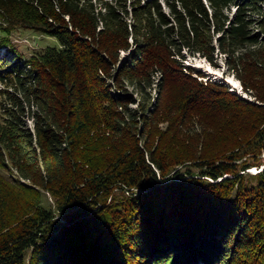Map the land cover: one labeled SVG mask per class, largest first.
I'll use <instances>...</instances> for the list:
<instances>
[{"label": "trees", "instance_id": "1", "mask_svg": "<svg viewBox=\"0 0 264 264\" xmlns=\"http://www.w3.org/2000/svg\"><path fill=\"white\" fill-rule=\"evenodd\" d=\"M0 30V264H264V0H0Z\"/></svg>", "mask_w": 264, "mask_h": 264}, {"label": "rangeland", "instance_id": "2", "mask_svg": "<svg viewBox=\"0 0 264 264\" xmlns=\"http://www.w3.org/2000/svg\"><path fill=\"white\" fill-rule=\"evenodd\" d=\"M235 6H232V11L235 10ZM165 9H167V7L165 6ZM1 38L2 37V32L0 30V59H4V58H12L13 56H15V52L13 51V48L10 49L7 45H5L4 43L1 42ZM8 39L9 41H11V43H9L12 47H14V49L16 51H18L21 55L25 56V57H29L31 55V53L33 52V50L42 48L48 44L53 45V44H57V39L55 37L52 36H48L46 34L40 33L34 29H28L27 31H23V29H15V31L11 32L8 35ZM9 48L11 50L10 55L6 56L3 58V56L5 55L4 53V49L5 48ZM120 57L121 59H124L125 57H129V51L126 50H122L120 52ZM203 58V59H202ZM200 59V60H199ZM201 61V62H200ZM196 62H200V64H196ZM185 63L191 66H194L196 68H200L202 71H206L208 73V76L211 77V79H222L225 78V81L228 82L229 86H230V90H234L235 92H237L239 95H241L244 98H247L250 101H255V102H259L258 100L255 99V96L251 95L249 92H247L244 88V85L242 83V81L240 80V78H238L234 72H230L228 71V67L225 63V61L223 59H219V65L218 66H214L213 64H211L207 59H205L204 57L201 56H188L187 60H185ZM195 64V65H194ZM198 65V66H197ZM208 68V69H207ZM213 71V72H212ZM218 74V75H217ZM228 78H230L231 81L228 80ZM2 87V84L0 83V88ZM127 88L128 91L131 92L133 94L134 97L138 98L140 97V95H138L136 93V91L134 90V87L131 84H127ZM1 95H0V122H1V115H2V107H1ZM131 106L133 107H137V104H131ZM212 119H210V123L213 124V126L215 128L221 127L222 125V119L220 117H211ZM209 119V118H206ZM206 121V120H205ZM31 124V121H30ZM167 123H162L163 127H166ZM183 125V124H182ZM187 125V126H186ZM186 125H184L182 127L183 130L186 129V127H188V123H186ZM243 130L245 131L244 133L248 132L247 128H243ZM210 140H213L212 138H209ZM219 144L221 145H217V144H208V147H212V148H218L220 146H222L223 144H227L226 142L224 143L223 140H221L219 142ZM170 151L172 152V148L171 146H168ZM178 148V147H177ZM263 157V162H264V155H262ZM264 168V163L260 166H253L251 168L248 169V171H250L251 173H256L260 170H262ZM6 176L12 180H16L19 179L16 176V171L14 169H8V170H2ZM22 179V178H21ZM23 180V179H22ZM24 181V180H23ZM16 185V187H18L19 185L16 184L14 181L12 182ZM45 195L47 196L46 200L48 201V205H52V207H54V199L52 197V195L50 193H45Z\"/></svg>", "mask_w": 264, "mask_h": 264}, {"label": "bare ground", "instance_id": "3", "mask_svg": "<svg viewBox=\"0 0 264 264\" xmlns=\"http://www.w3.org/2000/svg\"><path fill=\"white\" fill-rule=\"evenodd\" d=\"M202 59H203V58H202ZM199 60H200V59H199ZM200 62H201V61H200ZM200 62H196V64H200ZM194 65H195V64H194ZM197 66H198V65H197ZM207 69H208V68H207ZM212 72H213V71H212ZM217 75H218V74H217ZM228 80L231 81L230 78H228Z\"/></svg>", "mask_w": 264, "mask_h": 264}]
</instances>
